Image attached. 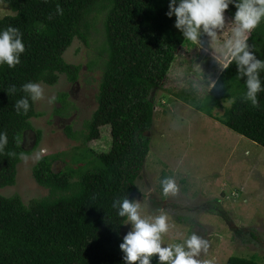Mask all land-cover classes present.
Returning a JSON list of instances; mask_svg holds the SVG:
<instances>
[{
    "label": "trees",
    "instance_id": "obj_1",
    "mask_svg": "<svg viewBox=\"0 0 264 264\" xmlns=\"http://www.w3.org/2000/svg\"><path fill=\"white\" fill-rule=\"evenodd\" d=\"M0 1L12 12L0 19V29L18 28L25 45L19 64L0 65V132L8 140L0 152V189L15 184L20 157L30 152L23 144L24 135L33 130L30 120L42 115L21 85H54L62 74L76 82L81 66L68 63L65 51L74 39L88 44L100 14L104 31L97 108L83 130L64 128L69 139L85 144L90 156L87 165L77 170L63 160L65 166L57 171L53 168L57 158L42 157L32 175L47 189L46 196L25 204L19 195H0V264H126L119 247L123 241L119 230L126 219L118 214L119 201H133L134 180L150 150V137L144 133L153 122V92L186 42L176 31L173 17L166 15L169 0ZM234 12L229 5L226 18L232 21ZM248 43L256 57L264 59V22L250 34ZM219 61L214 65L221 68L201 106L208 102L209 116L264 147V92L258 94L259 106L253 107L244 100L246 78L238 76L235 62L225 69ZM260 75L264 82V72ZM13 85L15 91L9 92ZM228 96L232 97L230 107L213 116L211 110L223 107ZM22 97L29 99L26 114L23 108H15ZM66 97V93L58 94L55 100L62 106L54 113H68ZM104 127L109 129V145L96 150L88 143L99 140ZM39 140L40 131H36L34 148ZM152 264H157L155 257ZM225 264L259 263L230 257Z\"/></svg>",
    "mask_w": 264,
    "mask_h": 264
},
{
    "label": "rangeland",
    "instance_id": "obj_2",
    "mask_svg": "<svg viewBox=\"0 0 264 264\" xmlns=\"http://www.w3.org/2000/svg\"><path fill=\"white\" fill-rule=\"evenodd\" d=\"M11 13L0 1V19ZM98 16L88 44L74 39L64 53L68 63L81 66L78 80L69 82L62 74L54 85L39 83L43 97L35 101V107L42 115L30 120L33 130L23 140L30 152L20 157L15 184L1 188L0 195H19L25 204L46 196L47 189L32 175L42 157L57 158L53 163L57 171L65 166L63 160L77 170L87 165L90 156L85 144L69 139L64 128L71 125L83 130L97 108L99 65L104 56L99 50L104 39L103 16ZM232 26L227 17L214 41L205 33L198 44L185 40L162 85L153 92V122L147 132L150 150L134 180L133 201L140 204L144 216L167 214L170 229L165 242H178L194 232L209 241L208 252L201 259L225 264L230 257H241L264 264V147L209 116L208 102L201 106L221 68L214 65L222 59L216 50L223 43L219 38L229 37ZM61 93L67 94L70 103L64 116L54 113L62 106L55 100ZM231 104L228 96L223 107L213 108L211 113L220 116ZM36 131H40V140L34 148ZM109 141V129L104 127L99 140L88 145L103 151ZM165 177L175 181V193L164 195L160 181ZM130 230L131 223L125 219L119 234L124 237Z\"/></svg>",
    "mask_w": 264,
    "mask_h": 264
},
{
    "label": "clouds",
    "instance_id": "obj_3",
    "mask_svg": "<svg viewBox=\"0 0 264 264\" xmlns=\"http://www.w3.org/2000/svg\"><path fill=\"white\" fill-rule=\"evenodd\" d=\"M229 5L235 7L231 34L216 50L222 57L223 68L227 69L229 64L235 62L238 76L246 78L244 100L258 107V94L264 92L260 75L264 72V59L256 57L248 39L264 22V0H169L166 15L175 16L174 27L186 41L198 44L202 33L216 39L217 31L224 28L225 12ZM57 11L62 14L59 8ZM22 36L20 30L13 26L0 29V65L7 64L9 68H14L20 63V56L25 51ZM21 90L32 101L43 97V88L39 83H24ZM12 91H15L14 85L9 89V92ZM27 97L15 102V108H23L25 114L30 107ZM7 143V134L0 132V152H3ZM160 184L164 195L177 190L171 177L163 178ZM140 208V204L135 201L126 198L119 201V216L131 223V230L119 245L126 264H152L153 257L157 264H216L212 258H200L202 253L207 254L210 247L207 239L193 232L178 242H165L164 236L170 229L167 214L161 212L151 217L144 216Z\"/></svg>",
    "mask_w": 264,
    "mask_h": 264
},
{
    "label": "water",
    "instance_id": "obj_4",
    "mask_svg": "<svg viewBox=\"0 0 264 264\" xmlns=\"http://www.w3.org/2000/svg\"><path fill=\"white\" fill-rule=\"evenodd\" d=\"M145 135L147 134V132L144 133Z\"/></svg>",
    "mask_w": 264,
    "mask_h": 264
}]
</instances>
